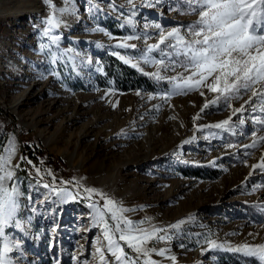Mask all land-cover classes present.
<instances>
[{"label": "rangeland", "instance_id": "374dc122", "mask_svg": "<svg viewBox=\"0 0 264 264\" xmlns=\"http://www.w3.org/2000/svg\"><path fill=\"white\" fill-rule=\"evenodd\" d=\"M26 2L36 13L20 12ZM90 3L91 10L86 0H51V6L44 0H0V157L7 159L14 148L8 169L32 197L21 201L16 219L22 228L6 227L0 248L19 245V252L10 253L13 264H101L97 248L106 264H117L89 206L103 201L88 198L87 187L127 209L124 218L170 237H153L142 246L151 255L140 256L139 264L149 258L156 264H245L242 253L229 249L264 244L259 103L247 104L256 100L248 92L227 106L207 87L200 89L204 95L193 91L165 99L172 85L148 75L156 67L142 65L141 72L114 55L138 57L140 49L158 42L161 29L180 28L190 38L188 26L198 16L181 12L182 2ZM59 9L69 11L50 30L49 37H58L53 43L43 35L44 21ZM128 35L142 37L126 41L136 50L117 46ZM117 63L153 79L154 89L120 91L104 72ZM180 74L189 75L181 67L162 72L169 78ZM242 105L245 111L234 114ZM225 120L228 125L214 127ZM151 152L166 155L142 162ZM21 157L32 163L21 164ZM193 169H202L200 175H191ZM62 188L73 196L57 197L55 190ZM160 250H166L164 256L156 254ZM252 264L259 262L252 258Z\"/></svg>", "mask_w": 264, "mask_h": 264}, {"label": "snow or ice", "instance_id": "6c2138e0", "mask_svg": "<svg viewBox=\"0 0 264 264\" xmlns=\"http://www.w3.org/2000/svg\"><path fill=\"white\" fill-rule=\"evenodd\" d=\"M44 2L51 6V0ZM65 2L72 3V0ZM129 2L133 3V0ZM155 2L158 0H153V3ZM177 2H182L181 12L198 16L196 23L188 26L190 38L183 35L180 28H173L167 32L161 29L157 34L158 42L140 49L138 57L126 58L120 53L114 55L125 65H130L141 72L144 71L142 65L156 67V72L145 74L151 75L157 82L168 80L172 88L163 97L165 99L170 98L171 95L188 94L193 91H199L200 95H204L200 89L207 87L208 91L218 94V99L222 98L227 106H231L229 103L231 100L239 99L251 92L256 100L250 99L246 103L258 102L260 111L264 113V0H177ZM86 3L91 10L90 0H86ZM153 3L148 6H153ZM67 11L69 9H59L44 21L47 25L43 33L45 37H49L51 29L60 26L61 20L58 17ZM96 11L98 12L99 8ZM128 23L132 21L129 20ZM155 27L161 28L158 24ZM141 38L139 35H128L123 38L125 42L117 46L136 50L135 44L130 45L126 41ZM49 39L56 43L58 37L52 35ZM154 53L156 55H153ZM176 67L183 68L189 75L180 74L171 78L162 75V72L175 70ZM257 85L260 86L259 90ZM243 111H245L244 105L239 109H233L234 114ZM257 122L264 125V118ZM228 124L229 121L225 120L223 124H216L214 127L221 128ZM261 140H264V137H261ZM255 146L254 141L251 147ZM13 154L14 148H10L7 159L0 157V238L5 237L6 227L22 228L20 221L16 219L22 206L21 201L32 199L21 190L19 177L15 176V171L8 169ZM20 161L21 164L32 163L24 157H21ZM260 166L264 167V163ZM19 169L20 165H15V170ZM36 171L39 175L40 169L37 168ZM43 187L47 189L50 186L44 184ZM83 191L88 194V198L95 195L103 201L102 205L99 201H94L89 206L95 210L94 222L103 225L107 251L115 257L117 264H139L140 256L151 255L149 249L142 247L149 240L153 237L159 241L170 239L156 235L157 232L164 231L162 229H143L124 218L123 214L128 210L118 206L116 201L108 198L104 193L87 187ZM55 195L63 199L73 196V193L62 188L55 190ZM109 219L112 224L109 223ZM120 241H123L137 256L130 257ZM14 250L20 251L18 244L5 243L4 247L0 248V264H13L10 253ZM229 250L242 253L246 258L245 264H252V258L259 264H264V244L258 246L244 244ZM96 251L100 254L101 264H106L101 249L97 248ZM165 252L166 250H160L156 254L164 256ZM170 258L175 260V257ZM144 264H156V262L149 258L144 260Z\"/></svg>", "mask_w": 264, "mask_h": 264}, {"label": "trees", "instance_id": "16d2710c", "mask_svg": "<svg viewBox=\"0 0 264 264\" xmlns=\"http://www.w3.org/2000/svg\"><path fill=\"white\" fill-rule=\"evenodd\" d=\"M104 72L105 79L115 84V87L118 88L120 91H126L129 87H139L149 91L154 89L153 79L147 78L146 76L136 73L131 69H127L119 63L114 65V69L105 67ZM201 170L202 169H193L191 175L199 176Z\"/></svg>", "mask_w": 264, "mask_h": 264}, {"label": "bare ground", "instance_id": "6f19581e", "mask_svg": "<svg viewBox=\"0 0 264 264\" xmlns=\"http://www.w3.org/2000/svg\"><path fill=\"white\" fill-rule=\"evenodd\" d=\"M20 12H24V13H29V14H32V13H36V11H35V8H34V6H33V4L32 3H30V2H26V4L25 5H23V9L21 8V11ZM18 105V104H17ZM17 105H13V107H16ZM77 116V115H76ZM75 116V117H76ZM78 119V118H77ZM77 119H74V120H72V121H68L67 122V124H69V125H73L74 124V122H76L77 121ZM67 127H68V125H67ZM100 136V135H99ZM151 138H153L154 137V134H152L151 136H150ZM168 148V147H167ZM165 149L164 151H163V153L164 152H166L168 149ZM155 152H151L150 154H147L146 156H144L143 157V159H142V162H145V161H149V160H151V159H155V158H158V159H161V158H163L166 154H163V153H159V154H154ZM137 159V158H136ZM136 159H134V161L136 160ZM141 162V163H142ZM131 163H133L134 164V162L133 161H131ZM130 164V163H129ZM135 166H139L140 164L138 163L137 165L136 164H134ZM136 185H139L138 183L136 184Z\"/></svg>", "mask_w": 264, "mask_h": 264}]
</instances>
